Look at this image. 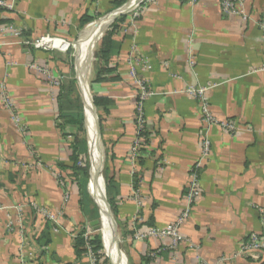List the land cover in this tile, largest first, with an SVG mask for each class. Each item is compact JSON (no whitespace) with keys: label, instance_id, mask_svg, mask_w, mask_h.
<instances>
[{"label":"crops","instance_id":"obj_1","mask_svg":"<svg viewBox=\"0 0 264 264\" xmlns=\"http://www.w3.org/2000/svg\"><path fill=\"white\" fill-rule=\"evenodd\" d=\"M115 1L19 0L14 10L0 14L7 21L2 25L19 29L27 41L49 35L71 42L86 27L76 44L78 85L69 54L1 39L6 45L0 48V85L25 132L15 130L0 95V264H21L23 252L38 256L37 264H95L87 254L74 252L78 234L93 229L96 210L86 214L67 169L71 145L81 137L62 120L70 107L61 109L58 99L59 87L75 82L85 103L80 79L87 87V75L92 99L108 101L95 108L103 147L96 133L97 173L101 181L103 164L104 180L115 185L114 220L129 264H142L148 254L154 256L149 264H264L240 254L248 235L260 231L258 210L264 208V31L257 24L264 0H240L245 19L223 13L217 0H146L133 23L129 14L107 33L113 41L109 57L100 58L87 74L94 46L107 27L90 45L84 69L80 42ZM87 18L92 22L81 25ZM142 62L149 69L142 70ZM132 64L150 93L142 102L147 142L134 164L130 155L139 91L128 74ZM45 71L59 77L60 85L54 87ZM185 88L206 89L210 114L236 130L230 134L207 126L199 102L181 92ZM204 132L210 147L201 160ZM86 138L90 146L87 132ZM198 161V194L179 228L182 241L172 249L170 239L133 240L136 230L163 229L178 219L186 208L189 171ZM36 207L58 217L57 224L38 215ZM17 210L20 235L5 228L6 213L15 219ZM106 212L112 230L102 222L100 231L119 251ZM107 248L112 264H125L122 254L118 261L113 248Z\"/></svg>","mask_w":264,"mask_h":264},{"label":"built area","instance_id":"obj_2","mask_svg":"<svg viewBox=\"0 0 264 264\" xmlns=\"http://www.w3.org/2000/svg\"><path fill=\"white\" fill-rule=\"evenodd\" d=\"M19 0H0V9L5 12H11L14 10L15 3ZM189 2H195L196 0H187ZM219 3V6L223 13L228 15H240L245 19V14L242 9V4L240 3V0H217ZM146 0H141V3L136 7L133 12H131V16L129 17L130 23H133L134 20L141 16L142 8L140 5H144ZM259 28L264 31V12L257 23ZM2 38L5 39H14V42L16 44H22L31 47L34 50H40V51H57L60 53H65L68 48L69 44L68 42L58 39L56 37H51L49 35H41L31 41L23 40L22 35L19 29H16L12 27L11 25H0V48L1 46H4V42H2ZM137 59L135 60V64H137ZM142 70L149 69V66L144 64L142 62ZM7 65H12V63H7ZM34 68V66H33ZM45 74L47 78L51 81L52 85L54 87L60 85V79L59 77H55L51 75L50 73L45 71ZM129 76L131 79H133L134 83L136 84L138 88L139 93V101L136 104V113H135V125H136V138L134 140V143L131 148V155L130 160L131 163L134 164L138 157V152L140 150L141 143L143 142V138L140 137V133L144 131V113H143V100L150 95L148 91H146L145 86L143 84V81H141L138 77L137 70L135 69V66L130 65ZM184 95L196 100L200 104V110L202 114L203 121L207 124L209 127H219L220 129H223L224 131L228 133H233L236 130V127L231 122H223V121H217L209 112L208 109V103L206 99V89L204 88H185L183 91H181ZM0 95L2 99V105L3 108L8 112L9 119L15 128V130L18 133L24 134L25 130L24 127L21 125V119L19 115L15 112L13 104L4 88L3 85H0ZM200 159L202 160L205 158L209 153V147L210 142L208 139V135L204 132L200 135ZM201 167L200 161L196 162L193 167H191L189 171V181L186 186V195H185V201H186V208L181 212L178 219L171 225H168L167 227L160 229V228H148L144 232L142 231H134L133 233V240L135 241H142L148 238H164V239H170L171 240V248L175 249L177 245L182 241V237L179 234V228L183 225L185 220L188 218L191 206L193 205L197 194H198V170ZM0 210H3V208H0ZM36 213L49 221L52 224H57V219L54 214L50 213L46 209L43 208H35ZM17 217L14 219L13 217H10L9 214L6 213V230L9 233L18 232L19 235L22 232L21 230V224H20V210H17ZM259 212V220H260V231L258 233H252L248 235V237L245 240L244 245L242 246L240 250V254L242 256H250L253 257L255 260L264 262V208H261L258 210ZM92 235V232L86 231L82 234V238L84 240L85 248L87 249V256L94 261V258L92 257L89 241L90 236ZM23 252L22 246L19 249ZM150 257L154 258L152 254H149ZM34 259V255L32 252L21 253V264H28V262L32 261ZM95 262V261H94Z\"/></svg>","mask_w":264,"mask_h":264},{"label":"trees","instance_id":"obj_3","mask_svg":"<svg viewBox=\"0 0 264 264\" xmlns=\"http://www.w3.org/2000/svg\"><path fill=\"white\" fill-rule=\"evenodd\" d=\"M124 3L125 1L123 0H116L113 3L114 7L112 10H116L122 7ZM140 6L143 7V4ZM134 7H131V8H134ZM129 9H127L125 13L120 16L119 22L124 21L127 15V11ZM3 13H5V11H2V9H0V14L2 15ZM6 22L7 21L3 20L2 18L0 19V25ZM90 22H92L91 19H88V18L83 19L81 22V25L84 26L85 24H88ZM116 27L117 26L115 25L112 28V30H115ZM112 48H113V41L109 39V36L103 37L101 40L100 48L95 53V62H98L100 58L106 61L109 57L108 53L112 50ZM74 84L75 82L65 81L61 85V87H59L60 89L58 92V99L60 98L59 102H60L61 109L63 107V104L70 107V113L62 114V120H64V123L72 127H75L76 129H78L79 132H82V123L84 120L82 105L78 99V96L76 93V87ZM92 103L95 108H99L100 106H106L108 104V101L103 100V99L93 98ZM147 136L148 134L144 129V131L140 133V137L143 138V142L141 143L137 159H139L141 157L140 156L141 153L144 152L143 145H145V143L147 142ZM70 149H71V158H70L71 165L67 167V169L70 171V176H72L77 183L80 196L83 198V200H85L86 198H85V193L83 191V182L86 179H88V170H89V165L87 163V148H86L85 139L83 138L76 139V142L71 145ZM60 169L64 170L65 168L60 166ZM104 186H105V195H106L108 206L110 208L112 216L115 218L116 216L115 185L111 179H106L104 180ZM82 202L84 203V201ZM85 244L86 243L84 242L82 235L78 234V236L76 237L75 243H74V252L77 257L86 254L87 249L85 248ZM89 245H90L91 252H93L97 256V253H99V251L101 250L100 237L98 235H94V238L92 239V241H89ZM98 258L99 257H97L96 259ZM152 259L153 258L150 257L148 254L147 257L141 258V263L149 264ZM38 260H39V257L36 256V258H34L30 262V264H37L36 262H38ZM95 264H100V263L95 262Z\"/></svg>","mask_w":264,"mask_h":264},{"label":"rangeland","instance_id":"obj_4","mask_svg":"<svg viewBox=\"0 0 264 264\" xmlns=\"http://www.w3.org/2000/svg\"><path fill=\"white\" fill-rule=\"evenodd\" d=\"M129 1L130 0H126L125 1V4L127 2H129ZM135 9H136V7L129 9L127 11V15L126 16H128L129 14H131V12H133V10H135ZM112 11H114V10H111L106 15H108ZM106 15H103L102 17L97 18L91 24H97V23H99L104 17H106ZM120 16H118L117 18H115V20L110 23V25L105 29V32L103 33V35L101 36V38L96 42V44L94 46V49L92 51V57H91L90 63L88 65V72H87V74H89V71L91 69H93L94 66H95V53H96V51H97V49H98V47H99V45L101 43L102 38L105 37L107 35V33H109L111 31V29L115 25L118 24ZM85 29H86V27L83 29V31L81 32V34L84 32ZM81 34H79V36L77 38H75L73 41L68 42L69 48H68V50L65 53H63L64 55H66V54L68 55L69 54L67 57H69L71 59L72 71H73V76H74L73 79L75 80L76 83H77V81H76V75H75L76 44H77V41L80 38ZM69 58H67V59H69ZM86 84H87V88H88V93L90 94L88 75L86 76ZM77 85H78V83H77ZM78 95H79L78 99H79L80 103H83V96H82L81 91L79 92ZM90 96H91V94H90ZM79 137L85 139V141H86L87 163L89 165L88 179H86L83 182V191L85 193V198H86L85 200H83L84 201V206H85V212H86V214H89V212H93V211L96 210L95 211V215H94L95 217L94 218L96 220H98V218H100V222L102 224L103 221H101L100 197H99V195H98V193L96 191V187H95V184H94L95 183V180H94V173H93L94 168H93V166H94L95 160L93 159V156H92V153H91V150H90V146L87 144L86 129H85V121L84 120H83V123H82V132H80ZM99 142H100V147L103 148L102 147L101 140H100V131H99ZM101 176H102L103 183H104L103 164H102ZM81 199H83V198L81 197ZM103 203H104V200H103ZM98 208H100V209H98ZM112 220H113L112 221V224H113L114 237L117 240L118 249H119V251L121 252V254L123 255V257L125 259V264H129V260L127 258L126 251H125V244L123 243V240H122V238L120 236L119 228L116 225V222H115L113 216H112ZM88 228L89 229H87V230L90 231V232H92V235L90 236V241H92V239L94 238V235H98L100 237V240L103 237V239L101 240V250L99 251V253H97V256L93 252H91L92 255H93L92 257L94 258V261L96 263L98 262L100 264H112V260L109 258V256L107 255V253L105 251V247H108L109 248V250H110L109 252L112 251V245H111V241H110L111 238H109V239L106 238L105 235H103V233L100 230L99 231H94L90 226H88ZM97 257H99V258L96 259Z\"/></svg>","mask_w":264,"mask_h":264},{"label":"bare ground","instance_id":"obj_5","mask_svg":"<svg viewBox=\"0 0 264 264\" xmlns=\"http://www.w3.org/2000/svg\"><path fill=\"white\" fill-rule=\"evenodd\" d=\"M138 1H140V0H130L128 5L124 9L127 10V9H129L131 7H134L135 4ZM114 15L115 14L108 15L106 17H109V18H106V19H104L105 18L104 17L101 22H99L98 24L94 25V27L92 28L91 32H89L88 36L86 38H84L80 42L81 52H80L79 55H80V58H81V62H79V63H80V66H81L82 69H84V67L86 66L87 60L89 58L88 49H89L90 45L92 43H94L99 38V36L103 32V30L106 27H108V25H110L111 22L114 21V20L112 21V18L114 17ZM81 72L83 73V70ZM80 81H81V87H82V90H83V93H84L85 99H86L85 100V104L88 107L89 106L88 105L89 104V100H88L89 96L86 93V88L87 87L84 84L82 78L80 79ZM85 128H86V132L88 134V138H89V141H90V146H91L90 150H92V152H94L96 154V152H97V138H96V132H95V128H94V120L92 118H90L89 114L87 115V120L85 122ZM94 160H95V165L93 166V168H94L93 173L95 175V177H94L95 183L94 184H95V187H96V191H97V193H98V195L100 197L101 219L103 221V224H104L105 228L108 227L110 230H112L111 223H110L109 217H108L107 212H106L107 208H106V205L103 203V200H104V198H103V181L102 180L100 181V176L97 173V169H98V166H99V164H98L99 159H97V154L95 155V159ZM95 170H96V173L98 175L95 174ZM102 198H103V200H102ZM100 228H101V222H100ZM110 241H111V245H112V248H113V252H114V254L116 255V257H117V259L119 261L120 258H121V256H120L121 252L116 250L115 243L113 242V240L110 239Z\"/></svg>","mask_w":264,"mask_h":264},{"label":"water","instance_id":"obj_6","mask_svg":"<svg viewBox=\"0 0 264 264\" xmlns=\"http://www.w3.org/2000/svg\"><path fill=\"white\" fill-rule=\"evenodd\" d=\"M128 3L129 2H127L126 4H124L122 7H120V8H118V9H116V10H114V11H112L111 13H109L108 15H111V14H115L114 15V17L112 18V21L113 20H115V18H117L118 16H120V15H122V14H124L125 13V7L128 5ZM141 3V0L140 1H138L136 4H135V7H137L139 4ZM108 15H106V16H108ZM90 25V24H89ZM88 25V26H89ZM87 26V27H88ZM79 88H80V86H79ZM80 91H81V89H80ZM87 91H88V88H87ZM82 93V92H81ZM88 95H89V100H90V102H89V106L87 107V105L84 103V100H83V117H84V121L86 122V120H87V115L89 114L90 115V118H92L93 120H94V124H95V130H96V133L98 134V137H99V131H100V129H99V123H98V118H97V115H96V110H95V107H94V105H93V103H92V97L90 96V94L88 93ZM102 181H103V179H102ZM103 195H104V203H105V205H106V208H107V210H108V212H109V216H110V218H111V220H112V213H111V211H110V208H109V206H108V203H107V200H106V195H105V186H104V183H103ZM99 209V208H98ZM113 221V220H112ZM91 225H92V227H93V229H94V231H99V229H100V218H98V220H96V221H93L92 223H91ZM45 241H42L41 242V246L43 247L44 245H45Z\"/></svg>","mask_w":264,"mask_h":264}]
</instances>
